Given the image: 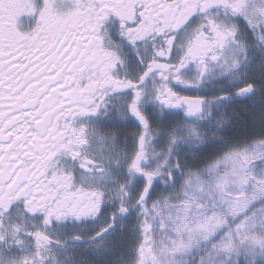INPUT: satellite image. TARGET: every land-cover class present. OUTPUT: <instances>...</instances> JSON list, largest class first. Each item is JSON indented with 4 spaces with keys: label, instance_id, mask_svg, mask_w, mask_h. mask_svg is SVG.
Returning a JSON list of instances; mask_svg holds the SVG:
<instances>
[{
    "label": "snow or ice",
    "instance_id": "snow-or-ice-1",
    "mask_svg": "<svg viewBox=\"0 0 264 264\" xmlns=\"http://www.w3.org/2000/svg\"><path fill=\"white\" fill-rule=\"evenodd\" d=\"M0 264H264V0H0Z\"/></svg>",
    "mask_w": 264,
    "mask_h": 264
},
{
    "label": "trees",
    "instance_id": "trees-1",
    "mask_svg": "<svg viewBox=\"0 0 264 264\" xmlns=\"http://www.w3.org/2000/svg\"><path fill=\"white\" fill-rule=\"evenodd\" d=\"M242 119V118H241Z\"/></svg>",
    "mask_w": 264,
    "mask_h": 264
}]
</instances>
